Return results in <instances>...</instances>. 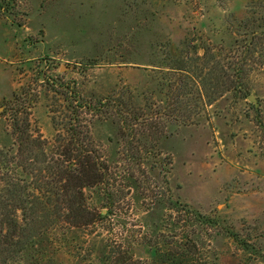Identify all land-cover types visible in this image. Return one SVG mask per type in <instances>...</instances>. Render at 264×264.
<instances>
[{
    "label": "rangeland",
    "instance_id": "obj_1",
    "mask_svg": "<svg viewBox=\"0 0 264 264\" xmlns=\"http://www.w3.org/2000/svg\"><path fill=\"white\" fill-rule=\"evenodd\" d=\"M244 16L248 24L239 26ZM263 25L264 0H0L4 148L13 144L8 113L10 105L19 106L12 103L14 93L26 100L31 127L51 150L49 109H57L56 115L62 109L60 82L91 100L126 87L136 105L160 111L163 120L177 80L169 70L173 57H200L212 49L226 63L254 49L244 63L241 88L256 103L230 90L209 106L203 100L190 104L186 123L166 120L162 137L143 148L133 178L124 160L131 150L115 124L86 115L115 177L109 194L102 184L84 187L86 204L109 214L88 226L66 225L43 235L35 264H100L116 245L150 260L152 241L180 228L209 264H264V39L258 37ZM165 156L173 164L164 174ZM196 213L204 218L197 221Z\"/></svg>",
    "mask_w": 264,
    "mask_h": 264
},
{
    "label": "trees",
    "instance_id": "obj_2",
    "mask_svg": "<svg viewBox=\"0 0 264 264\" xmlns=\"http://www.w3.org/2000/svg\"><path fill=\"white\" fill-rule=\"evenodd\" d=\"M246 16L239 26L248 24ZM261 31L258 37L262 40L264 30ZM211 50H204L200 57H173L169 70L176 74L177 80L172 84L175 92L163 107H169L163 120L160 111L148 113L136 105L126 87L91 100L70 82L58 83L64 91L59 93L60 113L56 115L58 110L54 107L49 109L55 130L51 150L47 149L48 141L41 131L32 129L28 106L24 105L26 100L12 95V103L19 104L10 105L8 113L13 144L0 147V264L24 261L35 264L41 254L43 235L49 237L51 231L66 225L88 226L109 214V211L96 212L86 204L84 187L102 184L104 192L109 194L115 179L92 139L86 115L110 119L115 124L120 139L131 150L124 160L129 165L127 175L133 178V169L140 168L143 161V148L152 147L150 141L156 143L162 137L166 120H174L177 125L186 123L192 115L190 104L203 100L209 106L230 90L241 92L242 97L249 96L241 86L244 63L254 49H245L240 59L226 63ZM175 110L180 111L178 117L171 115ZM164 159L161 166L166 168L165 174L171 171L173 163L170 156ZM163 182L167 184L166 179ZM189 212L187 209L186 213ZM201 217L204 218L198 213L193 215L197 221ZM179 230L152 241L150 260L134 258L121 245H116L109 248L100 264H209L195 240Z\"/></svg>",
    "mask_w": 264,
    "mask_h": 264
},
{
    "label": "water",
    "instance_id": "obj_3",
    "mask_svg": "<svg viewBox=\"0 0 264 264\" xmlns=\"http://www.w3.org/2000/svg\"><path fill=\"white\" fill-rule=\"evenodd\" d=\"M248 99H249V100H252V101H254V103H256V100L254 99V97H253L252 95H249V96H248Z\"/></svg>",
    "mask_w": 264,
    "mask_h": 264
}]
</instances>
